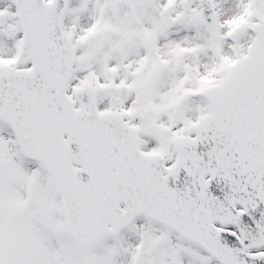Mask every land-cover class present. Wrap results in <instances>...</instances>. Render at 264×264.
<instances>
[{
    "label": "snow or ice",
    "instance_id": "6c2138e0",
    "mask_svg": "<svg viewBox=\"0 0 264 264\" xmlns=\"http://www.w3.org/2000/svg\"><path fill=\"white\" fill-rule=\"evenodd\" d=\"M0 264H264V0H0Z\"/></svg>",
    "mask_w": 264,
    "mask_h": 264
}]
</instances>
